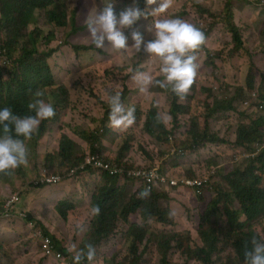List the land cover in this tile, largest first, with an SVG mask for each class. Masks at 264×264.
Wrapping results in <instances>:
<instances>
[{
  "label": "rangeland",
  "instance_id": "obj_1",
  "mask_svg": "<svg viewBox=\"0 0 264 264\" xmlns=\"http://www.w3.org/2000/svg\"><path fill=\"white\" fill-rule=\"evenodd\" d=\"M174 1L177 2L174 12L177 14L185 13L188 21L192 24L196 21L200 27L203 25L208 29L211 24L215 23V20L223 21L211 32V39L207 48L213 55L215 66L210 63L207 52L201 50L197 54L196 63L201 65L204 61L202 76H198L197 88L193 86V90H190L188 97L184 100L190 106V112L187 115L189 122L191 123L195 118L203 123L208 112V104L206 103L212 102L209 101L211 98H229L234 94L237 87L245 85L246 74L251 66L247 53L254 54L256 64H253L260 73L259 76L264 74V6L257 0H173L171 7ZM96 2L98 1L66 0L63 5V8L70 15L75 11L78 12V26L74 30L72 26L55 29L57 40L54 41L53 47L59 46L60 51L50 59V63L58 82L69 87L71 104L68 111L62 113L58 122L60 124L55 127L54 137L47 135L42 141L43 143H40L38 159L32 158L28 166H23V173L14 172L13 179L9 183L10 186L0 185V210L12 194L22 193L20 195L22 211L38 217L31 209L41 211L42 208H47L48 212L42 213V217L38 218L46 226L52 223L54 227L53 230H50L53 231L52 234L56 235L64 244H66L65 242L75 244L78 250L81 238L90 227L92 219L89 208L90 200L101 179L98 182H95L94 178L91 180L87 178L74 180L75 186L73 188L72 185H67L66 188L59 185L51 186V192L57 195L64 194L67 196L70 189V193L73 190L80 191V194L74 198L79 207L72 212L69 210L70 214L66 220L59 216L55 206L44 204L48 196L42 199L41 192L43 189L31 187L30 184L32 182L36 184V177L47 169L46 164H44L45 157L52 155L50 153L59 152L62 136L64 137L66 134L74 136L73 132L76 128L87 130L98 128L104 114V110H100L103 109L100 102L108 103L110 96L127 91L129 97L123 104L126 108L129 106L135 108L136 122L125 131L115 130V135L106 142V154L117 157L121 146L123 147L128 143L131 152L127 153L125 160L129 161V166L164 167V171L180 183L186 177L201 181L208 180L209 183L207 186H203L200 194L197 193L196 189L184 185L180 188L166 190L165 193L171 197V200H165L164 205L169 206L172 210L174 217L172 225H161L157 221L146 222L140 212L135 214L129 222L120 223L116 236L102 247L101 255L103 256L99 257L96 264H116L111 259L104 262V255L109 257L110 253L118 256L119 261L127 255L128 258L131 257L130 246L135 237L129 236L126 228L127 224L133 222L140 223L148 230L147 241L140 244L141 251L144 252V259L141 264H163L162 244L167 232L183 234L191 247L203 245L199 234V225L208 204L215 196L214 184L220 182L228 187L225 178L227 173L243 166L247 157L251 156L247 151L245 152V149L237 148L233 143L236 140V132L240 124H246L256 117L264 116V108H261V105L264 106V81L261 80V77L254 81L252 93L249 94L247 100L236 105L240 112L245 113V116L235 112L226 116L216 114L210 118L211 133L217 134L226 141L225 143H210L197 151L182 150L184 153L182 151L180 153L186 154V156L177 160L175 159L177 158L176 147L179 148L180 146L183 149L184 144L189 139L186 131L181 134L178 133L174 143L163 144L158 143L144 129L146 115L152 105H156L162 116L168 118V126L172 123L170 114L172 99L169 90L164 91L154 87V82L158 77L164 79L160 73L161 65L158 59L149 57L143 51L136 53L134 49H129L125 54L118 53L111 48L107 41L105 48H103V54L94 51L86 53L81 49L73 48L74 46L94 45L88 34L85 14L90 6L95 7ZM228 2L232 7L225 13ZM131 3L132 0H128L118 10H123ZM41 17L40 25L46 30L52 29L53 27H50L45 17V12L41 13ZM228 17L243 30L246 48L241 55L232 56L230 54L232 39L228 27L224 24ZM142 25L144 29H147L150 23L145 22ZM126 35L129 37V45L131 46L133 43L131 35L129 33ZM2 37L3 34H0V43ZM108 69L111 71V75H108ZM138 70L146 72L152 77L153 83L148 86L146 93L140 92L141 85L133 79ZM127 86L131 92L125 90ZM95 112L97 117L94 116ZM80 147L84 153H87L88 144L80 145ZM60 161L58 158V162ZM177 163L179 166H176ZM129 180L131 190L135 191L134 181ZM0 181L2 180L0 179ZM217 223L219 227L224 228L226 220L223 217H218ZM38 226L41 227L39 224ZM254 229L260 236L263 235L264 218L254 225ZM63 243L62 245H64ZM173 245L174 249L169 252L170 262L168 264H185L187 257L182 250L175 247V243ZM234 256L233 249L227 247L219 264H225L228 259L234 260ZM0 264L52 263L43 257L39 239L35 231L29 227L28 222L13 218L0 220ZM190 264L201 263L192 261Z\"/></svg>",
  "mask_w": 264,
  "mask_h": 264
},
{
  "label": "trees",
  "instance_id": "obj_2",
  "mask_svg": "<svg viewBox=\"0 0 264 264\" xmlns=\"http://www.w3.org/2000/svg\"><path fill=\"white\" fill-rule=\"evenodd\" d=\"M65 1L0 0V34H3L2 42L0 43V108L9 106L16 115L21 117L34 115V112H30L27 106L33 100L34 93L39 89L44 91L42 98L53 105L56 113L53 118L42 121L32 138L25 141L29 151L28 164L26 166L29 165L32 158L38 159L40 143H43L42 141H44L45 137L47 135L54 137L55 127L60 124L58 122L62 117V113L67 112L71 104L69 87L58 82L50 63V59L60 51L59 46L53 47L54 41L57 40V31L55 29L72 26L74 30L78 26V12L75 11L70 15L63 8ZM97 1L95 7L90 6L87 12L85 11L86 18L88 15H94L102 6L101 0ZM127 1L115 0V11L119 13L121 10L118 9H121ZM159 1L157 0V4L149 7H158ZM139 6L141 9L145 8L147 6L145 0H139ZM176 6L177 2L174 1L171 9H168L165 13L155 17L149 16L147 20L142 18L132 30H125V34L129 33L131 35V31L136 30L141 32L147 41L154 37L147 29L143 28L142 23L148 22L151 24L155 19L177 17L188 21L185 13L177 14L174 12ZM231 7L230 2H228L225 13ZM42 12H45V17L50 27H53L52 29L46 30L40 25ZM233 22L228 17L224 23L228 27V32L232 39V48L230 50L232 56L241 55V53L245 52L243 51L244 48H246L243 30L237 23L234 22V24ZM215 23L211 24L208 29L203 25L200 27L196 21L193 23L206 35V44L202 50L207 52L210 63L213 66H215L213 55L207 50L211 39L210 34L223 21L218 22L215 20ZM73 48L76 50L81 49L86 51V53L92 51L104 53L103 49L96 48L92 44L89 46H74ZM247 56L251 61V66L246 74L245 85L237 87L234 94L229 98H211L209 101L212 102L206 103L208 104V112L203 123L195 118L191 123L189 122L187 115L190 112V106L184 101H179V98L171 91L170 86L167 88L159 87L156 81L163 79L158 77L154 82V87L161 88L164 91L169 90V95L172 99L170 110L172 123L169 126L164 123H158L156 120L157 113L161 116L162 114L156 105H152L146 115L144 124L146 133L156 139L158 143L172 144L175 142L178 133L181 134L186 131L189 139L184 144L183 149L180 146L179 148L176 147L175 154L177 158L175 159L177 160L186 156V154L182 155L180 153L182 150L197 151L210 143H225L226 141L217 136V134L211 133L210 118L216 114L226 116L235 112L245 116V113L240 112L236 105L247 100L249 94L252 93L254 81L259 79V77L264 81V74L259 76L260 73L254 67V54L249 52ZM203 65L204 61L201 65H198L197 76L193 85L195 88H197L196 80L198 76H202ZM108 75H111L109 69ZM125 90L131 92L128 86L125 87ZM191 90H193V87ZM120 96L122 103H125L129 97L127 91H122ZM100 104L103 107L100 110H104V114L98 128H89L88 130L76 128L73 132V140L65 135L60 141L59 152L50 153L52 155L45 157L48 163L46 166L52 171L76 167L79 169L78 173H81L83 177L94 178L95 182L101 179L96 192L91 198L92 207L98 205L101 213L99 216H94L88 237L81 246L80 250L85 251V246L89 243L94 245L97 250L98 247L115 237L121 220L127 221L134 213L140 212L146 222L157 220L162 223L171 222L170 212L172 210L169 206L164 205L165 200H171V197L165 193L166 191L142 185L137 192H133L130 188L131 182L129 179L125 178L123 181L120 175L112 174L110 171H104L98 178V169L93 165H86L90 158L104 161L100 156H104L107 151L106 142L115 135V130L109 127V103L100 102ZM261 106L264 107L263 105ZM94 114L97 117L96 112ZM21 139L23 138L21 137ZM87 144V153H84L80 145ZM233 145L237 148L245 149V152L247 151L251 156L247 157L243 166H239L232 172L227 173L225 178L228 187L220 182L214 184L215 196L209 203L204 215H202L199 225V234L203 245L195 248L191 247L183 234L167 232L164 235L162 244L163 264L170 262L169 252L174 249V243L176 244L175 247L182 250L187 257L185 264H190L192 261L200 262L201 264H219L227 247L233 249L235 256L234 260L228 259L225 264H245L244 251L246 245L250 249L253 238L264 242V233L260 236L254 229V225L264 218V116L256 117L249 123L240 124L237 128L236 140ZM128 152H131L128 143L123 147L121 146L118 151L117 161L123 169L129 166V161L125 160ZM57 157L60 158V162H58ZM176 166H179V163ZM154 168L162 174H167L164 171V167L154 166ZM17 170L23 173L22 166L17 168ZM12 177L13 172L11 175L0 174V179L6 182H10ZM130 179L133 180L132 178ZM172 181L174 179L169 178L171 189L180 188L183 185L180 182L171 184ZM145 189L150 190V195L147 198H139V193ZM71 209L72 206L69 201H62L58 205V210L64 219L68 218V212ZM218 217H223L226 220L224 228L218 226ZM38 224L48 234V230L44 225L40 222ZM131 235L135 237L131 246V257L128 258L127 255L119 261L118 256L113 255L111 260L116 264H141L143 262L144 252L141 251L140 244H143L146 240L148 230L145 227L134 225L131 228ZM138 236H140V239H138ZM54 240H56V247L60 249L62 243L56 237H54ZM82 264H87L86 259Z\"/></svg>",
  "mask_w": 264,
  "mask_h": 264
},
{
  "label": "clouds",
  "instance_id": "obj_3",
  "mask_svg": "<svg viewBox=\"0 0 264 264\" xmlns=\"http://www.w3.org/2000/svg\"><path fill=\"white\" fill-rule=\"evenodd\" d=\"M257 1L264 6V0ZM172 2L173 0H160L158 7H145L141 9L139 6V0H132L131 5L117 13L114 8L115 0H101L102 6L94 15H88L85 23L91 41L96 48H105V42L107 41L111 48L118 53L125 54L129 51V49H134L136 53L143 51L149 57L158 59L161 65L160 73L163 75L164 79L156 81V84L161 88L171 86V91L179 98V101L182 102L186 99L194 85L198 69V64L196 63L198 59L197 54L206 44L205 33L192 23L177 17L153 20L147 28V31L154 37L151 40L146 41L141 32L133 30L131 31V40L133 43L130 46L129 37L125 34V30H132L142 18L147 20L149 16L155 17L165 13L171 7ZM145 4L147 6H152L157 4V0H145ZM133 79L141 85V93H146L148 91V86L153 83L152 77L148 73L139 70L136 72ZM43 96L44 91L38 89L34 93L33 100L28 103L27 107L30 112H34V115L21 117L16 115L9 106L0 108V174L11 175L12 172H18L17 168L21 166L23 168V166L28 164L29 151L26 147L25 141L32 138L33 134L37 132L42 121L51 119L56 115L53 105L46 102L42 98ZM108 103L110 108V112L108 114L109 127L114 130L125 131L136 122L135 108L131 106L126 108L122 103L119 93L110 96ZM261 108L264 107L261 106ZM156 120L158 123H164L165 125H167L168 122V118L162 117L159 113H157ZM67 136L73 140L72 136ZM21 137L23 139H21ZM117 157H111L106 153L104 156H100V158H102L107 164H110V167L108 168L99 167L94 161L90 163L89 159L86 165H93L98 169V178H100V175L104 171H110L112 174H118L123 179L132 178L135 184V189H137L133 192H137L142 185H148L150 188L168 191L171 189L169 178L174 179L171 184L180 182L170 175L162 174L153 167L128 166L126 169H123L120 167ZM44 164H48L47 159H45ZM78 171L79 169L76 167L66 168L60 171H52L47 168L41 172V175L36 177V184L35 182H32L30 186L43 189L41 192L43 199V197L48 196L44 191V188L46 187L56 185L61 187L65 185H72L73 188L75 186L74 180H80L82 178H87L89 180L92 179L89 176L83 177L81 173H78ZM52 177H58L60 180L55 183H49L46 181L47 178ZM10 182L2 180L0 181V185L10 186ZM181 182L185 187L189 186L196 189L199 194L202 191L203 186H207L208 184V180L201 181L190 178H185V180H181ZM70 190L67 196H62L61 199L53 205L63 220L66 219H64L60 214L58 210V203L62 199H67L65 201H69L71 205L75 196L80 194L79 190H73L71 193ZM20 195H22V193L12 194L6 203L3 204L0 210V220L19 218L27 221L29 227L35 231L36 236L39 239L43 257L49 260L52 264H82L85 259L87 264H96L99 257L103 256L101 255V251L104 244L96 250L95 246L89 243L85 246L86 251L80 250L84 242L79 244L78 250L77 246L71 242H65L66 244H64L62 240L52 234L53 231H50L54 228L52 223H50V225L47 224L46 226L45 223L38 217L31 213L29 214L22 211L20 208L22 202ZM149 195L150 190L145 189L139 193V198H147ZM15 196H17L18 202L16 203L13 212L8 217L5 213L6 206ZM71 206L72 210H70V212L76 210L79 207V204L75 203ZM89 208L92 213V219L90 227L87 231V237L91 229L94 216H99L101 213V209L98 205L92 207L91 200ZM31 210H33V212L36 211L35 209ZM70 212H68V215ZM135 214L137 213L132 214L127 221L121 220V223L129 222ZM170 218V223H162L159 220H157V222L161 225H172V220L174 218L172 212H170ZM38 222L44 225V227L48 230V234L44 229H42L43 227L41 228L38 226ZM128 225H130L129 230L127 231L129 236H131V228L134 225L144 227L140 223L138 224L136 222L129 223ZM81 231H83V229H81ZM52 236H56L58 240L64 244L60 249L56 247V240H54V237ZM46 239L51 241L52 253L50 254H48L47 250L44 248V242ZM147 239L148 235L144 242H146ZM133 242L134 240L132 241V244ZM251 245L250 249L247 245L245 247V264H264V242L253 238L251 240Z\"/></svg>",
  "mask_w": 264,
  "mask_h": 264
},
{
  "label": "crops",
  "instance_id": "obj_4",
  "mask_svg": "<svg viewBox=\"0 0 264 264\" xmlns=\"http://www.w3.org/2000/svg\"><path fill=\"white\" fill-rule=\"evenodd\" d=\"M62 187L66 188L67 185L62 186ZM51 190H52L51 187H46V188H44V191H45L46 194L48 195V197L45 199L46 202H45L44 204H48V205H50V206H53L57 201H59V200L61 199L62 196H65V195H64V194H61V195L53 194V193L51 192ZM135 190H137V189H135ZM65 200H67V199H62L61 201H65ZM61 201H60V202H61ZM60 202H59V203H60ZM59 203H58V204H59ZM75 203H76V201H73V202L71 203V205H73V204H75ZM47 212H48V211H47V208H42L41 211L36 210L34 213L37 214L38 217H41L42 213H47ZM133 218H134V217H133ZM133 218H132V219H133ZM132 219H131V220H132ZM133 223H135V222H133ZM52 225H53V224H52ZM129 228H130V225L127 224L126 232L129 230ZM87 233H88V232H86V233L84 234V236L81 238V242H80V243H83V242L85 241V239H86V237H87ZM105 244H106V243H105ZM105 244H104V245H105ZM104 245H103V246H104ZM71 252H73V251H71ZM112 257H113V253H110V256H109V257H108V255H105V256H104L105 262H106L107 260H110Z\"/></svg>",
  "mask_w": 264,
  "mask_h": 264
},
{
  "label": "built area",
  "instance_id": "obj_5",
  "mask_svg": "<svg viewBox=\"0 0 264 264\" xmlns=\"http://www.w3.org/2000/svg\"><path fill=\"white\" fill-rule=\"evenodd\" d=\"M95 162V164H97L99 167H103V168H108L110 167V164H107L105 161H99V160H94V159H89V162ZM60 180V178L58 177H52V178H47L46 181H48L49 183H55L58 182ZM18 202L17 196H15L12 200H10L6 206V216H10L11 213L13 212L16 203ZM1 218V215H0ZM44 248L47 250L48 254L52 253V249H51V241L49 239H46L44 242Z\"/></svg>",
  "mask_w": 264,
  "mask_h": 264
}]
</instances>
